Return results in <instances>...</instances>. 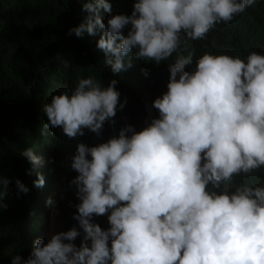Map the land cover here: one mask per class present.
Returning <instances> with one entry per match:
<instances>
[{"label": "clouds", "instance_id": "clouds-1", "mask_svg": "<svg viewBox=\"0 0 264 264\" xmlns=\"http://www.w3.org/2000/svg\"><path fill=\"white\" fill-rule=\"evenodd\" d=\"M255 3L135 0L130 15H110L107 23L109 0L83 3L88 16L70 34H99L97 48L115 74L134 59L159 65L174 57L168 90L152 102L159 117L143 130L127 124L107 142L78 145L70 184L79 227L37 238L30 257L17 255L12 264H264V183L234 182L264 169V52H205L194 60L189 51ZM117 85L89 76L53 95L41 135L60 128L69 140L85 130L99 136L125 106ZM20 155L34 168L43 162L34 147ZM11 183L0 176V210ZM33 183L42 188L44 175L37 172ZM15 184L18 193L30 191L19 178ZM104 215L107 229L93 222Z\"/></svg>", "mask_w": 264, "mask_h": 264}, {"label": "trees", "instance_id": "trees-1", "mask_svg": "<svg viewBox=\"0 0 264 264\" xmlns=\"http://www.w3.org/2000/svg\"><path fill=\"white\" fill-rule=\"evenodd\" d=\"M86 2L0 0V176L12 181L8 207L0 210V264H12L17 255L30 257L34 241L43 238L49 208L46 201L52 200L59 190L64 192L70 212L65 231L79 227L74 215L75 205L80 201L75 186L70 184L78 175L71 167L78 145L107 142L127 124L136 131L143 130L153 118L159 117V110L152 107V102L168 90L169 63L174 57L159 65L134 59L131 68L115 74L104 64L105 54L97 48L99 34L85 33L82 38L70 34V29L88 16L83 10ZM109 2L111 13L102 10L105 23L110 15H130L134 0ZM124 31L127 34L128 28ZM189 51L194 53V60L205 52L241 58L253 51L264 52V0H256L233 21L218 24L205 39L192 41ZM66 63L72 66L65 68ZM142 68L149 70L147 77ZM192 69L193 66H186L187 71ZM89 76L105 87L112 79L118 80L120 102L126 103L123 109H118L115 125L106 122L99 136L85 130L83 137L71 140L60 128L41 135L40 129L47 122L44 105L53 95L74 88L81 78ZM26 147H34L35 154L42 157L41 165L34 168L20 155ZM37 172L45 177L42 188L33 183ZM17 178L30 189L28 193H18ZM234 182L264 183V169L234 177ZM93 222L104 229L110 226L107 215L96 216ZM81 239L75 241L78 246Z\"/></svg>", "mask_w": 264, "mask_h": 264}, {"label": "rangeland", "instance_id": "rangeland-1", "mask_svg": "<svg viewBox=\"0 0 264 264\" xmlns=\"http://www.w3.org/2000/svg\"><path fill=\"white\" fill-rule=\"evenodd\" d=\"M133 5L131 12L133 10ZM69 218L70 212L68 210L64 192L59 190L53 195L52 204L49 205L48 208V218L45 220V225L42 230L45 242L50 238L51 232L65 231V225Z\"/></svg>", "mask_w": 264, "mask_h": 264}]
</instances>
